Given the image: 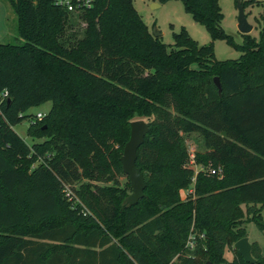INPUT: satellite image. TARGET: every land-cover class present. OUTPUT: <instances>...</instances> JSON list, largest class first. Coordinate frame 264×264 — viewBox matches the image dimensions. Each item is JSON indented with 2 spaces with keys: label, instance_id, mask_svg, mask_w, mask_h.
I'll use <instances>...</instances> for the list:
<instances>
[{
  "label": "trees",
  "instance_id": "obj_1",
  "mask_svg": "<svg viewBox=\"0 0 264 264\" xmlns=\"http://www.w3.org/2000/svg\"><path fill=\"white\" fill-rule=\"evenodd\" d=\"M6 1L22 42L0 43V264H218L225 249L227 264H264L255 242L253 263L233 248L245 222L264 230V0L257 39L241 35L233 60L183 30L163 43L131 0L76 15L50 0ZM180 1L211 40L228 41L217 0ZM45 102L27 144L12 126ZM135 119L148 125L135 159L144 197L127 206L117 176ZM190 133L197 172L185 165ZM189 232L203 235L192 249Z\"/></svg>",
  "mask_w": 264,
  "mask_h": 264
},
{
  "label": "rangeland",
  "instance_id": "obj_2",
  "mask_svg": "<svg viewBox=\"0 0 264 264\" xmlns=\"http://www.w3.org/2000/svg\"><path fill=\"white\" fill-rule=\"evenodd\" d=\"M252 1L248 3L243 9L246 21L252 26V30L249 35L252 38L258 37V17L262 12L260 6L256 3L263 0H243ZM152 4H156L152 0H131V5L140 17L142 23L147 30L153 35L159 36L163 43L170 44L174 41V35L184 31L186 35L198 45L211 44L213 58L215 60H233L236 59L240 51L237 48L242 42V36L236 29V16L237 11L234 0H217V5L222 14L220 22V29L224 37H218L215 39L210 38L206 29L195 23L191 16L184 10L180 0H169L163 4H159L158 7H151ZM158 4V3H157ZM82 23H77L74 28L76 30L82 29ZM21 43L22 41L17 38L15 34V17L9 7L6 0H0V43ZM50 106L49 102H45L37 107H31L28 109L29 113L35 114L39 112L42 116L46 113ZM41 119V118H40ZM37 119L35 116L30 120L23 119L21 122L12 126V130L20 136L27 144L32 141L39 140L31 138L26 135L25 131L29 124H34ZM185 149H186V164H188V150H190L194 156L197 152H201L200 137L195 133H190L184 136ZM194 169L199 168V164L192 165ZM117 180L120 185H124L126 182L125 175H118ZM129 188L127 189V194ZM260 218L264 221V206L261 207ZM244 227L248 236V241H256L262 248H259L260 253L264 254V230H258L252 221L244 223ZM223 261L218 264H227L233 258L232 250L225 249L222 253Z\"/></svg>",
  "mask_w": 264,
  "mask_h": 264
},
{
  "label": "water",
  "instance_id": "obj_3",
  "mask_svg": "<svg viewBox=\"0 0 264 264\" xmlns=\"http://www.w3.org/2000/svg\"><path fill=\"white\" fill-rule=\"evenodd\" d=\"M158 7L159 4H152L151 7ZM237 16H236V29L241 35H247L252 30V26L246 21L243 7L240 2L235 3ZM153 36H157L153 34ZM217 92H220V84L217 76L212 78ZM148 131L147 122L143 119H135L129 122V136L122 147L119 162L123 174L127 177L129 183V193L122 199V204L133 205L140 198L144 197V180L139 167L135 165L136 149L142 143L144 135ZM233 248L240 255V257L248 263H253L254 259L251 256V244L248 242L246 236L236 240L233 243Z\"/></svg>",
  "mask_w": 264,
  "mask_h": 264
},
{
  "label": "built area",
  "instance_id": "obj_4",
  "mask_svg": "<svg viewBox=\"0 0 264 264\" xmlns=\"http://www.w3.org/2000/svg\"><path fill=\"white\" fill-rule=\"evenodd\" d=\"M97 0H50L51 4L57 8L62 9L65 13L67 14H80L82 12H85L86 10H89L91 8L94 7L95 3ZM6 91H2L1 93V99L6 97ZM34 116L37 119H40L42 117V115L39 112H36L34 114ZM188 157H189V161L188 164H186V166L192 167V165H195L194 162V154L188 150ZM194 169V168H193ZM202 169V167L199 165L198 169H194V172H197L198 170ZM207 172L209 174H215L217 177H221L222 172H221V168L220 167H215V168H211L208 167L207 168ZM194 178L192 177L191 180H193ZM179 193V198L182 200L184 199L187 194L192 193V187L189 186L187 188H181L178 190ZM68 194V193H66ZM195 236H197L198 238H202V233L199 234H195L193 232H189L184 247L187 249H192L195 243Z\"/></svg>",
  "mask_w": 264,
  "mask_h": 264
},
{
  "label": "crops",
  "instance_id": "obj_5",
  "mask_svg": "<svg viewBox=\"0 0 264 264\" xmlns=\"http://www.w3.org/2000/svg\"><path fill=\"white\" fill-rule=\"evenodd\" d=\"M245 228V227H244ZM245 232H246V230H245ZM246 238H247V240H248V236H247V233H246ZM249 243H251V242H255L257 245H258V247L259 248H262L261 246H260V244L258 243V242H256V241H248ZM230 250V249H229Z\"/></svg>",
  "mask_w": 264,
  "mask_h": 264
}]
</instances>
